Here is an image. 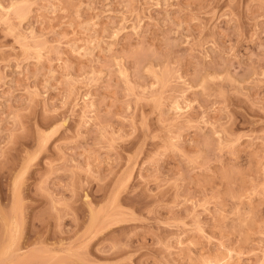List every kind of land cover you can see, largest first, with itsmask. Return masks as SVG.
<instances>
[{
  "label": "rangeland",
  "instance_id": "1",
  "mask_svg": "<svg viewBox=\"0 0 264 264\" xmlns=\"http://www.w3.org/2000/svg\"><path fill=\"white\" fill-rule=\"evenodd\" d=\"M0 264H264V0H0Z\"/></svg>",
  "mask_w": 264,
  "mask_h": 264
}]
</instances>
